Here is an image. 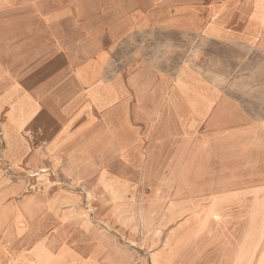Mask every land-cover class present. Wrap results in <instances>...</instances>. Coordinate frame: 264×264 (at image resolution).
Returning <instances> with one entry per match:
<instances>
[{"label": "crops", "instance_id": "1", "mask_svg": "<svg viewBox=\"0 0 264 264\" xmlns=\"http://www.w3.org/2000/svg\"><path fill=\"white\" fill-rule=\"evenodd\" d=\"M0 57V264H63L27 183L107 142L176 138L200 184L264 191V0H0Z\"/></svg>", "mask_w": 264, "mask_h": 264}, {"label": "rangeland", "instance_id": "2", "mask_svg": "<svg viewBox=\"0 0 264 264\" xmlns=\"http://www.w3.org/2000/svg\"><path fill=\"white\" fill-rule=\"evenodd\" d=\"M13 62L0 57V70ZM179 158L176 138L143 136L107 142L80 177L35 175L25 194L42 196L44 248L63 264H264V191L226 196ZM56 195L78 199L55 208Z\"/></svg>", "mask_w": 264, "mask_h": 264}]
</instances>
